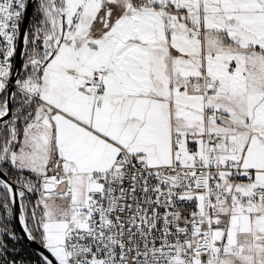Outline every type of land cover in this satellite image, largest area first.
<instances>
[{
	"label": "snow or ice",
	"instance_id": "6c2138e0",
	"mask_svg": "<svg viewBox=\"0 0 264 264\" xmlns=\"http://www.w3.org/2000/svg\"><path fill=\"white\" fill-rule=\"evenodd\" d=\"M0 264H264V0H0Z\"/></svg>",
	"mask_w": 264,
	"mask_h": 264
},
{
	"label": "water",
	"instance_id": "95a60500",
	"mask_svg": "<svg viewBox=\"0 0 264 264\" xmlns=\"http://www.w3.org/2000/svg\"><path fill=\"white\" fill-rule=\"evenodd\" d=\"M31 14V9L29 10V15ZM19 230V229H18Z\"/></svg>",
	"mask_w": 264,
	"mask_h": 264
}]
</instances>
